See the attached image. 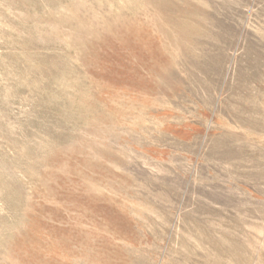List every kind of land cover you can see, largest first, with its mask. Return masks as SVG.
<instances>
[{
  "label": "rangeland",
  "instance_id": "1",
  "mask_svg": "<svg viewBox=\"0 0 264 264\" xmlns=\"http://www.w3.org/2000/svg\"><path fill=\"white\" fill-rule=\"evenodd\" d=\"M0 264H264V0H0Z\"/></svg>",
  "mask_w": 264,
  "mask_h": 264
}]
</instances>
